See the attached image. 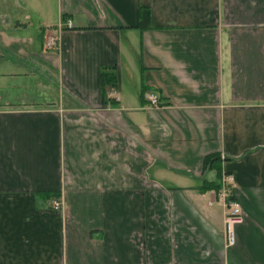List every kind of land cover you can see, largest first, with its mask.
I'll return each mask as SVG.
<instances>
[{"label": "crops", "instance_id": "crops-1", "mask_svg": "<svg viewBox=\"0 0 264 264\" xmlns=\"http://www.w3.org/2000/svg\"><path fill=\"white\" fill-rule=\"evenodd\" d=\"M0 264H264V0H0Z\"/></svg>", "mask_w": 264, "mask_h": 264}, {"label": "built area", "instance_id": "built-area-1", "mask_svg": "<svg viewBox=\"0 0 264 264\" xmlns=\"http://www.w3.org/2000/svg\"><path fill=\"white\" fill-rule=\"evenodd\" d=\"M69 28H72V25L68 24ZM47 48L49 50L57 49V41L52 39L47 43ZM147 100L151 104L152 107H159L160 99L157 94L149 93L147 95ZM228 179L223 177L222 181V189L221 196L226 202L227 214H226V243L227 247L232 248L236 245L237 234H236V226L242 223V208L239 203L232 200V194L230 192L229 187L227 186ZM51 207L54 211L59 212L62 209V204L59 200H55L51 203Z\"/></svg>", "mask_w": 264, "mask_h": 264}, {"label": "trees", "instance_id": "trees-1", "mask_svg": "<svg viewBox=\"0 0 264 264\" xmlns=\"http://www.w3.org/2000/svg\"><path fill=\"white\" fill-rule=\"evenodd\" d=\"M103 78V83L104 84H112V85H116L117 84V79L114 75L111 74H103L102 75ZM219 157L217 156H212V157H208L205 160V167L206 168H213L217 170V173L219 174V177L221 179L222 177V168H221V164L218 162L219 161ZM222 189V185L221 183H210V182H206L199 190L202 192L205 191H216L217 193H219ZM39 198L41 197H46V198H51V197H58L57 195H52V194H45V193H40L38 194Z\"/></svg>", "mask_w": 264, "mask_h": 264}]
</instances>
